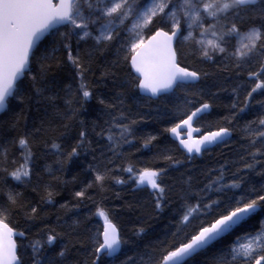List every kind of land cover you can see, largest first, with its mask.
<instances>
[{
  "label": "trees",
  "instance_id": "trees-1",
  "mask_svg": "<svg viewBox=\"0 0 264 264\" xmlns=\"http://www.w3.org/2000/svg\"><path fill=\"white\" fill-rule=\"evenodd\" d=\"M161 27L159 21L146 27L144 39ZM126 29L118 26L116 39L99 44L91 37L80 40L75 34L64 39L59 35L66 31L63 26L51 31L33 51L28 70L0 114V161H6L0 163V208L5 209L0 218L24 234L16 238L21 264H33L32 242L46 241L48 235H55L56 240L51 246L44 244L43 251L54 264H142L144 254L152 252L158 264L174 250L170 246L174 225L182 219L186 205L197 203L195 194L205 195V204L210 200L226 203L264 188V139L257 136V130H264L258 125L264 118V88L248 95L257 83L248 73L258 71L261 61L253 59L238 67L228 53L218 51L207 59L198 46L180 38L176 41L178 63L197 72L200 79L153 99L138 91L139 79L129 65L131 33ZM64 44L80 61L83 71L79 75ZM259 80L264 81V74ZM81 83L91 93L88 99L78 91ZM190 100L195 107L210 104L211 111L197 123L202 133L222 127L232 133L225 143L192 158L168 134L170 127L186 117L181 113L193 109L187 103ZM115 124L129 126L127 142L120 139ZM110 128L116 134V149L108 139ZM81 131L86 133L83 147H77L70 157L81 141ZM20 138L26 139L27 148L19 145ZM53 143L59 148H52ZM25 160L29 176L16 181L9 173ZM249 164L254 167H246ZM130 166L137 173L163 171L158 177L165 189L161 208L156 207L151 188L130 179L125 171ZM222 172L224 184L235 182L240 187L201 193ZM97 174L103 176L102 181H96ZM81 191L84 195L76 196ZM10 195L15 202L9 200ZM100 211L119 230L122 245L116 256L95 252L105 221ZM261 220L264 210L189 264H213L215 254L227 249L235 236L256 232ZM212 221L208 217V224ZM180 242L186 240H177L175 246ZM61 250L63 257L58 255ZM224 264H232L231 257Z\"/></svg>",
  "mask_w": 264,
  "mask_h": 264
},
{
  "label": "snow or ice",
  "instance_id": "snow-or-ice-1",
  "mask_svg": "<svg viewBox=\"0 0 264 264\" xmlns=\"http://www.w3.org/2000/svg\"><path fill=\"white\" fill-rule=\"evenodd\" d=\"M85 4L90 10L88 17L84 16L82 5ZM129 19L133 21L134 31L155 25L157 21L162 25L147 43L140 38L132 44V50L136 53L132 58L133 67L141 77L138 86L152 96L176 87H186L190 82L199 79L197 72L188 71L176 62V54L171 44L173 38L180 37L198 46L197 50L207 59H212V54L218 51L228 53L235 59L238 67L250 63L253 59L260 60L258 71L248 73L249 78H257L255 87L248 95L251 96L257 89L264 88V81L259 80V76L264 74V0H145L143 6L141 0H58V3L54 0H0V110L4 109L7 99L15 94L18 79L25 74L30 51L45 34L63 26L66 31L59 33L62 38L67 39L75 34L80 40L91 37L99 44L116 39L120 34L116 26L123 25L127 28L126 21ZM101 21L104 23H100L97 28L99 35L93 36L89 25H97ZM77 30H81L83 34L81 35ZM185 31L187 35H184ZM196 33L198 36L195 35ZM233 41L236 42V46L233 51L228 52ZM63 46L69 50V60L76 66L79 75L83 69L78 57L72 55L68 44ZM78 91L82 92L84 99H88L91 95L84 83H81ZM68 103L71 104V101ZM187 103L194 110L190 113H181L186 118L169 129L183 149L189 154H199L207 151L209 145L225 143V138L230 136V132L228 128L223 127L218 131L207 132L199 139L192 138L193 131L200 132V129L193 128V125L203 118L210 106L203 103L195 107V103L191 100ZM258 125L264 128V118L258 121ZM115 127L119 129L120 139L127 142L129 126L115 124ZM185 127L189 132L188 139L179 136V132ZM109 131L111 134L108 139L112 141V148L116 149L118 147L116 134L111 128ZM257 136L259 139H264V130H257ZM80 137L81 141L73 147L72 152L69 153L70 157L76 154L77 147H83L86 133L81 131ZM18 143L22 148L28 146L24 138H20ZM255 143L256 141L252 142L253 147ZM51 147L58 149L59 145L53 143ZM252 157L255 160L256 154L252 153ZM5 162L0 161V163ZM27 163L28 161L25 160L20 168L11 171L9 175L16 181L29 176V171L25 167ZM246 167L252 168L254 165L249 164ZM2 170L8 171L7 168ZM125 171L131 174L130 179L134 178L137 185L147 186L153 190L152 194L157 200L156 207L161 208L160 201L164 198L165 189L161 187L158 177L163 171L143 169L137 173L131 166ZM95 179L102 181L103 176L97 174ZM223 179L222 172L220 177L201 189V193L206 194L208 191L223 193L240 187V184L235 182L224 184ZM83 195V191L76 193V196ZM193 198L197 203L186 205L185 214L174 225L176 231L172 234L170 245L174 250L163 255V264H189L194 257L214 247L215 243L226 234H231L242 222L253 218L258 211L264 210V188L259 191L253 189L250 193L239 197L234 196L226 203L210 200L205 204L203 202L205 195L200 193L195 194ZM9 200L15 202V198L11 195ZM222 203L223 207H221ZM4 211L5 209L0 208V213ZM32 211L35 212L36 209L33 208ZM99 215L104 216L106 226L102 234L103 242L99 243L95 252L101 253L103 250L108 256H114L120 251L122 241L116 226L108 220L105 213L100 211ZM208 217H213L210 225ZM193 221L198 223L193 224ZM0 228H2L0 264H13V262L21 264L16 255L17 245L12 240L13 229L2 220H0ZM55 240V235H48L46 241L32 242L33 264H54L52 258L45 256L43 245L51 246ZM177 240L187 242H180L176 247ZM160 243L165 244L166 241ZM58 255L63 257L64 250ZM155 256L156 252L145 253L142 264H156ZM228 257H231L232 264L236 260H240L241 264H264V220H261L260 228L256 232L235 236L233 243L227 249L213 256V264H224Z\"/></svg>",
  "mask_w": 264,
  "mask_h": 264
},
{
  "label": "water",
  "instance_id": "water-1",
  "mask_svg": "<svg viewBox=\"0 0 264 264\" xmlns=\"http://www.w3.org/2000/svg\"><path fill=\"white\" fill-rule=\"evenodd\" d=\"M54 2H57L58 3V0H54ZM159 28H157V29H155L154 31H153V33L151 34V35H149L148 37H146L145 39H144V41H145V43H147L148 42V40L155 34V32L158 30ZM166 30V29H165ZM51 31H53V30H51ZM50 31V32H51ZM49 32V33H50ZM49 33L48 34H45L44 35V37L40 40V41H38L36 44H34V46H33V49L30 51V54H29V59H30V57H31V55H32V53H33V51L36 49V47L38 46V44L44 39V38H46V36L47 35H49ZM161 40L163 39V38H160ZM178 39H180V38H173V40H172V44H171V46H172V50L175 52V54H176V41L178 40ZM136 53L134 52V51H132V53H131V58H130V61H129V65H130V68H132V71H133V73L135 74V76L140 80V74L138 73V72H136V70H135V68L133 67V63H132V58H133V56L135 55ZM176 62H177V64L180 66V67H183V68H186V67H184V66H181L179 63H178V56H177V54H176ZM29 63H30V60H29V62H28V64H27V66H26V69H25V73H26V71L28 70V67H29ZM188 71H194V70H192V69H188V68H186ZM25 75V74H24ZM24 75L21 77V78H19L18 79V81L19 80H21L23 77H24ZM199 79H200V76H199ZM198 79V80H199ZM197 80V81H198ZM197 81H193V82H190V83H195V82H197ZM189 83V84H190ZM138 85H139V82H138ZM174 90V89H173ZM173 90H169V91H167V92H162V93H159L158 95H156V96H152L151 95V93H149V92H146V91H143V90H141L140 88H139V86H138V91H140V93L142 94V95H146V96H148V97H150V98H153V99H156V97H158L159 95H163V94H167V93H170V92H172ZM15 91V90H14ZM12 96H10L9 98H11ZM9 98L7 99V101H6V105H5V107H4V109L3 110H0V114L2 113V112H4L6 109H7V103H8V100H9ZM205 103H207L209 106H210V104L208 103V102H205ZM203 104V103H202ZM200 105H198L197 107H199ZM194 110V109H193ZM193 110H191V111H193ZM211 110H210V107H209V110H208V112L207 113H209ZM186 118V117H185ZM184 119V118H183ZM179 123V122H178ZM175 126V125H174ZM173 126V127H174ZM172 128V127H171ZM170 128V129H171ZM193 128H199L200 129V132L199 133H196V132H192V138H194V139H199L200 138V136L201 135H204V134H206L207 132H210V131H218L220 128H218V129H215V130H209V131H203V133L201 132V128L197 125V123H195L194 125H193ZM227 128V127H226ZM229 132H230V136H231V131H230V129H229ZM169 135H170V137L177 143V146H179V149L180 150H182V151H184V153H185V155H187L188 157H193V155L194 156H196V157H199L201 154H202V152L201 153H199V154H197V153H191V154H189V153H187V151L185 150V149H183V146L179 143V140L178 139H176L175 137H174V135L169 131V133H168ZM179 136L181 137V138H184V139H188V137H189V132H188V129L185 127L182 131H180L179 132ZM230 136H228V137H226L225 138V140L226 139H228ZM215 146V144H213V145H209V146H207V148L209 149V148H212V147H214ZM141 187H147V186H143V185H140ZM0 220H2L1 218H0ZM3 221V220H2ZM112 224H114L111 220H109ZM3 223H6L5 221H3ZM115 225V224H114ZM210 225V224H209ZM9 226V225H8ZM105 226H106V223H105V221H104V223L102 224V234H103V232H104V229H105ZM116 226V225H115ZM10 227V226H9ZM11 228V227H10ZM117 228V227H116ZM13 229V235H12V240L15 242V244H16V238H19V237H23V236H20V235H18L19 233H21L20 231H17L16 229H14V228H12ZM0 230H2V228H0ZM117 232H118V235H119V237H120V233H119V230L117 229ZM101 234V243L103 242V235ZM187 242V241H186ZM121 245H122V243H121ZM178 247V246H177ZM120 248H121V246H120ZM103 254H106L107 255V253H106V251H103L102 250V252L101 253H98V255H103ZM16 255H17V258H18V261H20L21 262V259H20V256H18V252H17V249H16ZM108 256V255H107ZM114 256H116V254L114 255ZM110 257H112V256H110ZM13 264H17V262H13ZM158 264H163V259L160 261V263H158Z\"/></svg>",
  "mask_w": 264,
  "mask_h": 264
},
{
  "label": "rangeland",
  "instance_id": "rangeland-1",
  "mask_svg": "<svg viewBox=\"0 0 264 264\" xmlns=\"http://www.w3.org/2000/svg\"><path fill=\"white\" fill-rule=\"evenodd\" d=\"M144 3H145V0H141V6H143ZM82 7H83V10H84V16L85 17H88L90 15V10L88 9V7H87L86 4L85 5H82ZM100 23H104V21L99 22L97 25H89V30L92 31L93 36L99 35V32L97 31V28L99 27V24ZM132 23H133V21L131 19H129L128 21H126V24H127L126 31L128 33H131L130 42H129V45H130V48L131 49H132V44L133 43H136L140 38H143L144 39V33L143 32H144V29H145L144 28V29H141V30H135L134 31V30H132ZM118 26H120V25H117L116 28ZM77 31H79L81 35L83 34L81 30H77ZM137 32H138V34H137ZM184 35H187V31L184 32ZM180 38L183 40L182 37H180ZM235 46H236V43H235L234 47ZM234 47H233V49H234ZM233 49L231 51H233ZM231 51H229V52H231ZM243 242H245V241H242V243Z\"/></svg>",
  "mask_w": 264,
  "mask_h": 264
},
{
  "label": "bare ground",
  "instance_id": "bare-ground-1",
  "mask_svg": "<svg viewBox=\"0 0 264 264\" xmlns=\"http://www.w3.org/2000/svg\"><path fill=\"white\" fill-rule=\"evenodd\" d=\"M204 103H205V102H204ZM196 107H197V106H196ZM193 109H194V108H193ZM193 109H191V110H193ZM172 127H173V126H172ZM170 128H171V127H170ZM170 128H169V129H170ZM168 133H169V132H168ZM191 158H192V157H191ZM21 233H22V232H21ZM23 236H24V235H23Z\"/></svg>",
  "mask_w": 264,
  "mask_h": 264
}]
</instances>
